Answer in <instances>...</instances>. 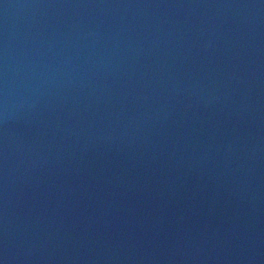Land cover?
I'll return each mask as SVG.
<instances>
[{"label":"water","instance_id":"95a60500","mask_svg":"<svg viewBox=\"0 0 264 264\" xmlns=\"http://www.w3.org/2000/svg\"><path fill=\"white\" fill-rule=\"evenodd\" d=\"M0 264H264V0H0Z\"/></svg>","mask_w":264,"mask_h":264}]
</instances>
